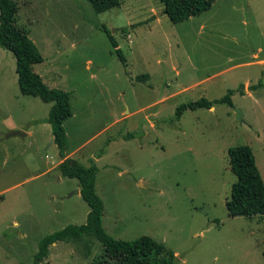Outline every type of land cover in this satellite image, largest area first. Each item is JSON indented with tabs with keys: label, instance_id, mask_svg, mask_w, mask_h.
I'll list each match as a JSON object with an SVG mask.
<instances>
[{
	"label": "rangeland",
	"instance_id": "1",
	"mask_svg": "<svg viewBox=\"0 0 264 264\" xmlns=\"http://www.w3.org/2000/svg\"><path fill=\"white\" fill-rule=\"evenodd\" d=\"M14 1L44 58L34 71L70 96L66 154L97 166L105 231L150 236L175 264H264V215L233 217L226 206L237 180L229 148L249 145L264 179V0H216L178 24L160 0L102 13L89 0ZM229 90L232 106L176 119L181 104ZM51 107L20 92L16 59L0 47V264L34 263L43 238L85 224L90 211L78 179L60 173ZM42 264L115 261L86 235L52 244Z\"/></svg>",
	"mask_w": 264,
	"mask_h": 264
},
{
	"label": "trees",
	"instance_id": "2",
	"mask_svg": "<svg viewBox=\"0 0 264 264\" xmlns=\"http://www.w3.org/2000/svg\"><path fill=\"white\" fill-rule=\"evenodd\" d=\"M173 24H178L210 10L216 0H160ZM97 13H102L121 5V0H89ZM18 4L14 0H0V47L12 52L16 59V72L20 92L24 95L39 97L52 103L45 122L52 127L55 144L59 149L61 163L59 170L63 177L76 178L80 183V194L89 205L86 223L68 225L41 240L39 251L32 264H42L47 258L49 247L61 240H80L83 236H95L101 243L106 258L115 264H175L176 255L164 243L150 236H141L134 241L117 240L103 227L104 202L96 192L98 168L95 164L85 166L79 161L67 157V135L65 121L72 116V106L68 92L49 87L42 76L34 71V65L44 61L37 45L27 31L18 26ZM137 25V24H135ZM113 48L123 63V55L113 35L105 30ZM126 32L127 27L122 28ZM148 78V75L145 76ZM250 86L249 88H253ZM233 90L222 98L209 100L202 97L196 101L178 106L176 119H180L187 110L211 109L215 104L232 106ZM231 170L237 180L233 183L230 198L226 202L231 216L264 215V179L258 168L256 157L249 145H237L228 150ZM264 258V250L262 252Z\"/></svg>",
	"mask_w": 264,
	"mask_h": 264
},
{
	"label": "water",
	"instance_id": "3",
	"mask_svg": "<svg viewBox=\"0 0 264 264\" xmlns=\"http://www.w3.org/2000/svg\"><path fill=\"white\" fill-rule=\"evenodd\" d=\"M236 114H237L236 119L242 121L243 114H242L241 110H237ZM11 135L12 136H14V135L25 136V133L20 132V131H14L11 133ZM77 193H79V191H77Z\"/></svg>",
	"mask_w": 264,
	"mask_h": 264
},
{
	"label": "crops",
	"instance_id": "4",
	"mask_svg": "<svg viewBox=\"0 0 264 264\" xmlns=\"http://www.w3.org/2000/svg\"><path fill=\"white\" fill-rule=\"evenodd\" d=\"M261 62H263V61H261ZM42 78H43V77H42ZM44 82H45V81H44ZM48 86H49V85H48ZM49 87H50V86H49ZM70 156H71V155H68V154H67V157H70ZM71 158H72V157H71ZM61 161H62V160H61ZM61 161H60V163H61ZM79 190H80V189H79ZM79 193H80V191H79ZM79 193H78V194H79Z\"/></svg>",
	"mask_w": 264,
	"mask_h": 264
}]
</instances>
